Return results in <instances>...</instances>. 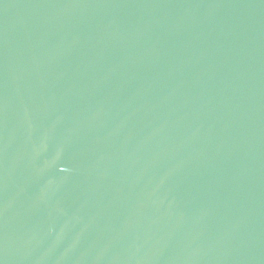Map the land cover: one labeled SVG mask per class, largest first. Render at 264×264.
I'll return each instance as SVG.
<instances>
[{"label": "water", "instance_id": "water-1", "mask_svg": "<svg viewBox=\"0 0 264 264\" xmlns=\"http://www.w3.org/2000/svg\"><path fill=\"white\" fill-rule=\"evenodd\" d=\"M0 264H264V0H0Z\"/></svg>", "mask_w": 264, "mask_h": 264}]
</instances>
